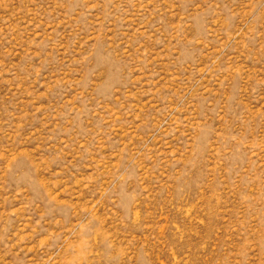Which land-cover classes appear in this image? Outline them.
Wrapping results in <instances>:
<instances>
[{
  "label": "rangeland",
  "instance_id": "obj_1",
  "mask_svg": "<svg viewBox=\"0 0 264 264\" xmlns=\"http://www.w3.org/2000/svg\"><path fill=\"white\" fill-rule=\"evenodd\" d=\"M0 264H264V0H0Z\"/></svg>",
  "mask_w": 264,
  "mask_h": 264
}]
</instances>
